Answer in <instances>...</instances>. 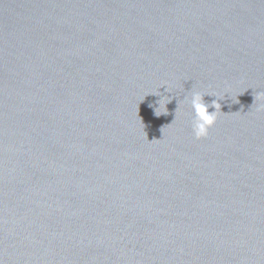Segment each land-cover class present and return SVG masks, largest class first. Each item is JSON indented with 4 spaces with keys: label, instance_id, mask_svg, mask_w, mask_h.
Here are the masks:
<instances>
[{
    "label": "water",
    "instance_id": "1",
    "mask_svg": "<svg viewBox=\"0 0 264 264\" xmlns=\"http://www.w3.org/2000/svg\"><path fill=\"white\" fill-rule=\"evenodd\" d=\"M0 264H264V0H0Z\"/></svg>",
    "mask_w": 264,
    "mask_h": 264
},
{
    "label": "clouds",
    "instance_id": "2",
    "mask_svg": "<svg viewBox=\"0 0 264 264\" xmlns=\"http://www.w3.org/2000/svg\"><path fill=\"white\" fill-rule=\"evenodd\" d=\"M170 102H171V99L157 100L156 105L158 106L154 107L155 115H156V110L161 107L162 103L165 109V113L163 114L166 115L167 114L166 105ZM189 103H190V107L194 114L192 131L197 139L205 138L208 135V130L211 127H213L214 124L216 123L217 114L218 112H221V104L218 102V100H212L211 103H206L204 101V95H202L199 92H192L190 99H189ZM149 107H153V105H149ZM209 108H213L215 110L212 112H209Z\"/></svg>",
    "mask_w": 264,
    "mask_h": 264
}]
</instances>
